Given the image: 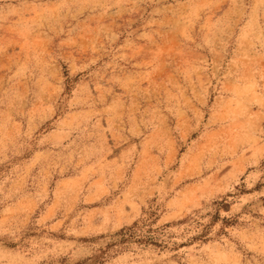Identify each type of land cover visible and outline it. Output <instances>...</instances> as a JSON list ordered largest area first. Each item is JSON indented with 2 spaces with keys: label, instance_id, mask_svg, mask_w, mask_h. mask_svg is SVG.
Listing matches in <instances>:
<instances>
[{
  "label": "rangeland",
  "instance_id": "374dc122",
  "mask_svg": "<svg viewBox=\"0 0 264 264\" xmlns=\"http://www.w3.org/2000/svg\"><path fill=\"white\" fill-rule=\"evenodd\" d=\"M0 264H264V0H0Z\"/></svg>",
  "mask_w": 264,
  "mask_h": 264
}]
</instances>
